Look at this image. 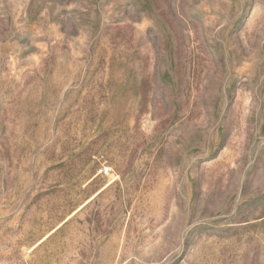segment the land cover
<instances>
[{
	"label": "rangeland",
	"instance_id": "obj_1",
	"mask_svg": "<svg viewBox=\"0 0 264 264\" xmlns=\"http://www.w3.org/2000/svg\"><path fill=\"white\" fill-rule=\"evenodd\" d=\"M89 175L132 226L97 264H264V0H0V264H62Z\"/></svg>",
	"mask_w": 264,
	"mask_h": 264
},
{
	"label": "crops",
	"instance_id": "obj_2",
	"mask_svg": "<svg viewBox=\"0 0 264 264\" xmlns=\"http://www.w3.org/2000/svg\"><path fill=\"white\" fill-rule=\"evenodd\" d=\"M93 183H95V175H89L86 179V185L80 187L83 191L79 192L91 188L92 190L85 196L78 193L76 200L72 198L71 201L68 196L69 187L63 183L60 184V207L50 213L49 211L45 212L43 235L39 241L35 238L30 245L32 246L31 249L38 248L44 242L46 251H48L50 244L55 246L59 243L62 264L70 250L72 251V260L83 258L82 261L87 264H97L95 258L99 257L101 240L107 237V232L111 227L108 223L110 218L116 219L119 216V220H122L120 234H123L124 237L127 232L131 231V223H129V228L127 226L126 202L119 204L110 200L108 196H103L118 187V182L111 180L99 185H93ZM26 199L28 204L37 202V190L30 193ZM45 202H48V198L45 199ZM118 204L120 207L117 212ZM36 214V209L32 210L30 207L28 210L30 241H32L33 234H37L33 233V230H37L36 220L31 218ZM16 217L17 213H14L13 218ZM66 246L71 248L66 249ZM114 257H116V251Z\"/></svg>",
	"mask_w": 264,
	"mask_h": 264
},
{
	"label": "built area",
	"instance_id": "obj_3",
	"mask_svg": "<svg viewBox=\"0 0 264 264\" xmlns=\"http://www.w3.org/2000/svg\"><path fill=\"white\" fill-rule=\"evenodd\" d=\"M112 171V168L108 165H104L102 166V168L100 169V172L104 175H109Z\"/></svg>",
	"mask_w": 264,
	"mask_h": 264
}]
</instances>
